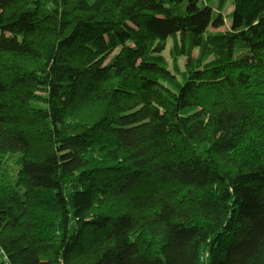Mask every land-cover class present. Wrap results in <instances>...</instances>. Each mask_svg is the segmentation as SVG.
I'll use <instances>...</instances> for the list:
<instances>
[{
	"label": "trees",
	"instance_id": "trees-1",
	"mask_svg": "<svg viewBox=\"0 0 264 264\" xmlns=\"http://www.w3.org/2000/svg\"><path fill=\"white\" fill-rule=\"evenodd\" d=\"M227 2L0 0V264H264V0Z\"/></svg>",
	"mask_w": 264,
	"mask_h": 264
},
{
	"label": "rangeland",
	"instance_id": "rangeland-1",
	"mask_svg": "<svg viewBox=\"0 0 264 264\" xmlns=\"http://www.w3.org/2000/svg\"><path fill=\"white\" fill-rule=\"evenodd\" d=\"M217 3H218L217 1L214 3L215 8L217 6ZM211 4H213V3H211ZM232 11H233V0H228L225 9L222 11L223 16L225 17V27L222 28L219 31H224V30H228L229 29V23H231L230 15H231ZM169 47H170V45H169ZM169 47H168V49H169ZM165 56H166L167 61L169 62V64L172 66L173 61H172V58L169 56V51H167L165 53ZM181 63H182V61H181ZM16 159L17 158H11L4 165V173L6 175H8V177L10 178L11 181H15L16 180V174H17V171H18V168L15 165Z\"/></svg>",
	"mask_w": 264,
	"mask_h": 264
}]
</instances>
